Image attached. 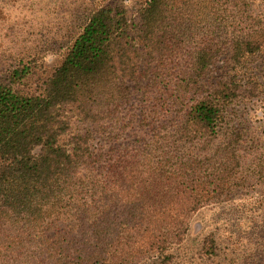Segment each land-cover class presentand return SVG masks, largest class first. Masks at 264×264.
Here are the masks:
<instances>
[{
    "label": "trees",
    "instance_id": "16d2710c",
    "mask_svg": "<svg viewBox=\"0 0 264 264\" xmlns=\"http://www.w3.org/2000/svg\"><path fill=\"white\" fill-rule=\"evenodd\" d=\"M252 9L248 0H147L139 21L130 23L124 5L109 3L90 14L42 94L13 88L27 69L0 82V264H136L141 255L162 252L169 241L160 245L161 232L154 236L158 246L133 241L144 232L139 225L126 229L124 238L109 237L104 228L124 227L117 222L120 212L138 209L144 224L164 222L163 208L183 200L185 210L173 214L169 228L174 239L184 226L180 218L222 194L234 142L203 160L180 157L170 148L202 140L211 147L217 139L238 86L209 88L202 81L226 51L238 65L264 52V24ZM142 54L149 58L144 76ZM191 90L199 100L188 101ZM135 92L146 111L139 120L130 110ZM170 108H183L184 115L166 142L165 156L161 148L123 145L95 156L91 135L73 133L67 118L72 112L105 131L136 124L145 137L157 131ZM154 138L160 140L159 134ZM92 174L101 178L103 200L111 193L107 208L101 201L93 211L88 203Z\"/></svg>",
    "mask_w": 264,
    "mask_h": 264
},
{
    "label": "rangeland",
    "instance_id": "374dc122",
    "mask_svg": "<svg viewBox=\"0 0 264 264\" xmlns=\"http://www.w3.org/2000/svg\"><path fill=\"white\" fill-rule=\"evenodd\" d=\"M252 5L255 18L264 24V0H248ZM147 0H0V82L9 83L15 71H28L26 77L14 85V89L23 95H40L45 82L63 63L70 42L81 33L90 14L99 7L109 3H119L126 7L130 23L139 21V14ZM215 30L212 25L207 26ZM205 32V31H203ZM216 35L214 36L216 38ZM217 42V40H216ZM148 56L142 54L140 60L141 74ZM157 61L152 66H156ZM143 84L145 81H142ZM234 82L238 92L231 98L223 111V120L218 128V136L211 147L204 140L194 143H180L170 149L186 159H205L219 147L233 143L235 159L231 175L225 183L222 194L202 205L184 221V226L169 235L173 214L180 215L185 210V201L179 200L175 206L163 208L166 214L164 222L152 221L144 224L140 211L120 212V228H112L110 236L128 235L124 232L133 225L142 226L144 232L133 241L154 244L155 232L162 233L160 241L162 252L141 255L136 264H264V52L252 57L248 63L234 64L231 54L226 51L219 56L202 85L226 84ZM134 87V85H133ZM199 100V95L191 90L189 100ZM138 120L146 113L141 97L135 92L130 107ZM183 108L172 111L168 117L157 125L156 132L143 137L134 124L127 130L117 132L109 127L106 131L99 125L87 124L67 113L72 132L89 133L92 153L106 155L119 145L130 150H154L161 148L164 156L165 147L172 138L184 115ZM179 111V113H178ZM126 114V112L124 113ZM125 116V115H124ZM170 124L162 130L164 122ZM126 120V124H128ZM126 127L128 125H125ZM107 128V127H106ZM159 134L160 140L154 138ZM210 149V150H209ZM166 158V157H165ZM87 179L89 184L88 203L92 210L102 205L110 206L111 193L105 195L97 179ZM88 178V173L86 175ZM109 183L110 180H104ZM123 188L130 186L129 180L121 182ZM101 187V189H97ZM47 226L44 227V229ZM168 233V234H167ZM130 234L129 236H132ZM159 235V234H157ZM167 238V239H166Z\"/></svg>",
    "mask_w": 264,
    "mask_h": 264
}]
</instances>
